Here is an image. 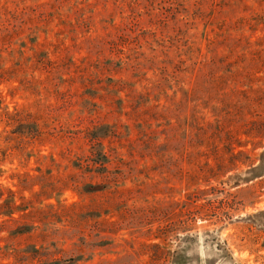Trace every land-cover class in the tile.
<instances>
[{"label": "rangeland", "instance_id": "1", "mask_svg": "<svg viewBox=\"0 0 264 264\" xmlns=\"http://www.w3.org/2000/svg\"><path fill=\"white\" fill-rule=\"evenodd\" d=\"M0 98L15 146L96 125L111 154L93 211L48 209L49 252L76 257L88 238L78 264H264V0H0ZM57 147L8 151L2 184L47 180L38 151Z\"/></svg>", "mask_w": 264, "mask_h": 264}, {"label": "trees", "instance_id": "2", "mask_svg": "<svg viewBox=\"0 0 264 264\" xmlns=\"http://www.w3.org/2000/svg\"><path fill=\"white\" fill-rule=\"evenodd\" d=\"M69 76L79 77L86 81L91 79L89 72L86 71L76 72ZM71 81L74 82L75 80ZM120 85V83H116L111 88L113 90L119 89L117 87H120ZM131 96L133 95L130 94ZM1 103L2 100L0 98ZM2 114L6 118V126L12 127L13 124L24 120V116L18 110L15 112L7 111ZM28 116L30 119L31 116ZM93 127L97 128L96 125H90L82 130L68 128L69 130H64L65 134L60 136L54 130L48 129L47 131L38 126L36 132L29 133V142L21 141L16 146L10 143L13 138L8 136L9 131L0 132V141L1 139L4 142L7 141V147H9L7 150L5 147H1L3 143L0 144V160L7 157L8 151H14L12 154L20 158L26 155L32 156L33 150L28 149L31 142L44 143L46 141L52 143L54 147L59 146L57 148L61 159H57L52 152L48 155H43L42 151H38L39 159L41 157H51L55 169L50 168L48 170L50 177L47 180L29 173L16 174L18 178L17 185L20 187L18 190L4 186L0 180V215L3 217L0 220V233L5 231L4 235L0 234V264H78L82 260L83 254L92 252L94 245L91 239L89 240L88 238L85 240L86 244L80 245L78 256L76 255V257L49 252L46 245H50L48 242L51 237L45 227L48 225V218L52 211L48 209H53L55 206H59L58 209L60 211L69 212L74 210L76 215L78 211H83V209L91 212L95 208L93 195L97 190H101L102 187L99 184L100 188L97 189L96 186L98 185L94 183L95 179L98 176L107 178L112 159L110 152L106 150L105 137L98 135ZM68 139L69 141H67ZM26 144L28 145L25 146ZM65 161L72 162L74 170H71L69 163H65ZM3 172L4 170L0 163V177ZM36 184L40 185L38 190H34ZM106 184L107 182L104 186H107ZM68 189L76 192L82 201L69 204L62 202L61 197ZM28 190L31 191V197H27L24 193V191ZM53 198L56 199L57 203L45 202ZM86 198L90 200L86 201ZM76 208L79 210H76ZM57 210L54 211V216L59 215ZM70 216L69 222L71 223V220L76 222L77 216ZM34 234L42 236V242L34 241L30 249H23L21 244L17 242L23 236L32 237ZM4 260H7V262Z\"/></svg>", "mask_w": 264, "mask_h": 264}]
</instances>
